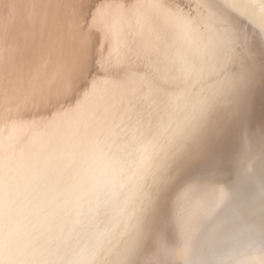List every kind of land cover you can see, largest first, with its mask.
Here are the masks:
<instances>
[{"label": "snow or ice", "instance_id": "6c2138e0", "mask_svg": "<svg viewBox=\"0 0 264 264\" xmlns=\"http://www.w3.org/2000/svg\"><path fill=\"white\" fill-rule=\"evenodd\" d=\"M257 96L264 135V33L221 0H0V264H149L193 170L224 196L184 264L264 243L228 169Z\"/></svg>", "mask_w": 264, "mask_h": 264}, {"label": "bare ground", "instance_id": "6f19581e", "mask_svg": "<svg viewBox=\"0 0 264 264\" xmlns=\"http://www.w3.org/2000/svg\"><path fill=\"white\" fill-rule=\"evenodd\" d=\"M235 14L264 33V0H221ZM51 71V69H49ZM262 118L260 98L257 96L253 114L251 135L237 130L232 137L228 150V169L232 180H250L254 185L256 206L264 200L261 182L264 180V135L260 132ZM223 182L193 170L169 192L166 215L158 222L157 228L163 233L159 247L165 252L150 253L146 260L149 264H184V243L186 226L198 225L207 210L223 199ZM257 236L259 237V215L257 216ZM225 264H264V243L259 239L250 246L241 245L224 256Z\"/></svg>", "mask_w": 264, "mask_h": 264}]
</instances>
